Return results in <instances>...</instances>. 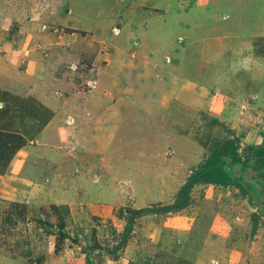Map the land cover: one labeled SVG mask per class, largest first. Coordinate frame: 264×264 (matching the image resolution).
<instances>
[{"label": "rangeland", "instance_id": "rangeland-1", "mask_svg": "<svg viewBox=\"0 0 264 264\" xmlns=\"http://www.w3.org/2000/svg\"><path fill=\"white\" fill-rule=\"evenodd\" d=\"M0 13V264H264V157L247 148L264 134V0ZM226 139L245 194L198 181L158 210Z\"/></svg>", "mask_w": 264, "mask_h": 264}, {"label": "trees", "instance_id": "trees-1", "mask_svg": "<svg viewBox=\"0 0 264 264\" xmlns=\"http://www.w3.org/2000/svg\"><path fill=\"white\" fill-rule=\"evenodd\" d=\"M5 96L8 97V93L5 91L1 92V99L5 100ZM8 102V101H7ZM9 107L6 105L2 111L7 110ZM28 131H25V137L28 135ZM14 133V134H13ZM10 133V135H15L16 139L21 140L22 135L16 134L17 132ZM30 136V135H28ZM20 144V146H19ZM21 147V142H17L16 148ZM15 148V149H16ZM247 148L250 150V156L254 158L264 157V134L260 136V141L257 144L247 145ZM246 156L242 160V165L248 161ZM227 158L229 161H227ZM236 161H239L237 155V144L235 140L226 139L218 145V148L213 151L204 161L192 169L186 179L178 187L175 199L165 205L159 206L158 210L163 211H175L177 209L183 208L189 202V190L198 181H202L210 184H217L220 186H232L238 189L241 194H245V186L243 181L235 176L231 175L230 172L226 169V165L230 167L231 164H234ZM156 209L142 208L137 211H133L135 216L141 215L142 213L149 211L153 212ZM253 227V226H252Z\"/></svg>", "mask_w": 264, "mask_h": 264}, {"label": "crops", "instance_id": "crops-1", "mask_svg": "<svg viewBox=\"0 0 264 264\" xmlns=\"http://www.w3.org/2000/svg\"><path fill=\"white\" fill-rule=\"evenodd\" d=\"M5 16V15H4ZM4 16L0 13V18H4ZM129 52V50H128ZM259 140V139H258ZM260 141V140H259ZM258 142H256L255 144H257Z\"/></svg>", "mask_w": 264, "mask_h": 264}]
</instances>
